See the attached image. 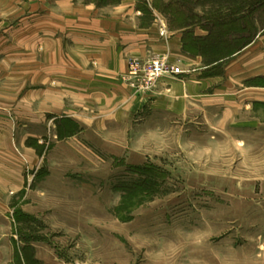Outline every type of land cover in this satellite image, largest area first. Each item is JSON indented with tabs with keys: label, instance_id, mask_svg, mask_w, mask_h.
Wrapping results in <instances>:
<instances>
[{
	"label": "rangeland",
	"instance_id": "rangeland-1",
	"mask_svg": "<svg viewBox=\"0 0 264 264\" xmlns=\"http://www.w3.org/2000/svg\"><path fill=\"white\" fill-rule=\"evenodd\" d=\"M138 3L161 16L165 31L168 24L199 27L209 32L207 42L233 16L243 36L264 32V0ZM244 39L198 49L214 61ZM0 73L2 125L14 120L9 142L18 171L10 181L0 175V264H264V106L257 121L241 118L224 129L213 116H151L136 117L130 132L122 123L66 139L54 132L56 116L32 126L15 117L25 93L40 86L26 83L20 68ZM30 127L34 135L21 144Z\"/></svg>",
	"mask_w": 264,
	"mask_h": 264
},
{
	"label": "crops",
	"instance_id": "crops-1",
	"mask_svg": "<svg viewBox=\"0 0 264 264\" xmlns=\"http://www.w3.org/2000/svg\"><path fill=\"white\" fill-rule=\"evenodd\" d=\"M138 5V0L107 5L0 0V53H8L0 69H23L26 83L40 86L25 93L24 110L16 111L15 117L21 114L32 126L56 116L54 132L69 135L66 139L83 132L107 133L122 123L130 132L136 117L186 121L213 116L222 129L242 124L241 118L257 121L258 107L264 106V86L256 83L264 80V32L228 57L209 61L198 49L208 40L207 30L168 24L163 36L161 16L145 14ZM150 56L164 57L175 72L140 93L122 75L132 58ZM1 100L0 94V175L10 181L18 172L9 142L14 120L5 119L2 125V117L8 115ZM28 130L21 144L34 135L31 127ZM21 184H16L18 189Z\"/></svg>",
	"mask_w": 264,
	"mask_h": 264
},
{
	"label": "built area",
	"instance_id": "built-area-1",
	"mask_svg": "<svg viewBox=\"0 0 264 264\" xmlns=\"http://www.w3.org/2000/svg\"><path fill=\"white\" fill-rule=\"evenodd\" d=\"M165 35V29L160 32ZM175 72V68L169 66L165 58L154 56L148 60L133 58L129 62L127 73L123 76L137 90L149 89L156 85L158 80L167 73Z\"/></svg>",
	"mask_w": 264,
	"mask_h": 264
},
{
	"label": "trees",
	"instance_id": "trees-1",
	"mask_svg": "<svg viewBox=\"0 0 264 264\" xmlns=\"http://www.w3.org/2000/svg\"><path fill=\"white\" fill-rule=\"evenodd\" d=\"M223 18H225V17L223 16ZM232 18L233 19H229V20L226 21V24L228 22L229 23L226 26H224L225 29H223V31L218 35V37L215 40H214V37H213V40H211L210 42H206L205 43L203 41L204 44H206V45L208 44V45H210V47H212L213 44H215L216 46H219V48H221L222 46H225L226 47V46H233L235 44H238V43H240V41H241L242 38H245V39H244V41H242V43L238 47H243L246 43H248L252 39V37H250V36L249 37L248 36H243L242 34H244L245 31L240 30L239 29V26H236V20H235L234 16ZM239 34H241V35H239ZM203 45H199V48L201 49V47H203ZM234 50L235 49L233 48L226 55H225V53L216 54V56H214V60L216 58H217L216 60H218V59H221L223 57H227V56L231 55ZM201 52L203 53V51H201ZM203 54L204 55H207V53H205V52Z\"/></svg>",
	"mask_w": 264,
	"mask_h": 264
}]
</instances>
